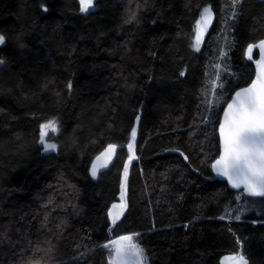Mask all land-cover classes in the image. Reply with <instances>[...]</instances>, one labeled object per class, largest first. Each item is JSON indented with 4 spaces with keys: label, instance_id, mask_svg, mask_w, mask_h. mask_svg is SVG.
Instances as JSON below:
<instances>
[{
    "label": "trees",
    "instance_id": "16d2710c",
    "mask_svg": "<svg viewBox=\"0 0 264 264\" xmlns=\"http://www.w3.org/2000/svg\"><path fill=\"white\" fill-rule=\"evenodd\" d=\"M0 35V264H109L104 245L121 235H139L148 264L227 253L264 264V213L222 218L236 193L211 170L223 109L255 74L244 52L264 39V1L96 0L82 12L79 0H0ZM224 52L227 81L208 114ZM53 119L57 151L45 153L40 125ZM133 128L128 207L113 226ZM109 144L116 161L94 179Z\"/></svg>",
    "mask_w": 264,
    "mask_h": 264
},
{
    "label": "snow or ice",
    "instance_id": "6c2138e0",
    "mask_svg": "<svg viewBox=\"0 0 264 264\" xmlns=\"http://www.w3.org/2000/svg\"><path fill=\"white\" fill-rule=\"evenodd\" d=\"M242 3V0H231L233 8ZM93 5V0H80V9L87 12ZM46 10V9H45ZM236 13H233L235 16ZM135 17H133L134 19ZM212 19L211 9L205 8L201 19L195 25V42L193 48L200 50L204 33ZM5 37L0 35V45H4ZM258 47L261 59L256 62V76L248 87L235 92L234 98L227 107L223 109V121L219 122V158L212 164L215 172L226 177L233 188H241L252 196L264 197V40L258 45H249L247 49L248 59L252 60L253 48ZM223 55V54H222ZM0 63H3L0 60ZM220 66L217 65V68ZM184 75L183 72L180 73ZM216 80L219 87H224L223 81L217 73ZM217 85L214 82L213 88ZM71 89V83L68 85ZM139 120V117H137ZM49 130H57L55 119L49 120L40 125L39 143L45 152L55 151V143L46 142ZM136 129L131 131V142L128 143V162L124 165L123 180L120 185V203L113 204L108 215L113 226L123 216L124 210L128 207L126 201L127 180L129 165L137 159L135 154ZM117 145L109 144L107 148L96 157V162L92 164L91 176L96 178L101 167H107L113 156L116 154ZM185 159H188L185 156ZM103 161V163H100ZM235 219H240L236 216ZM133 235H123L117 240H112L110 244L104 245L111 248L114 253L112 264H146L144 249L134 242ZM50 251V250H49ZM231 264H248L244 255H234L228 258Z\"/></svg>",
    "mask_w": 264,
    "mask_h": 264
},
{
    "label": "rangeland",
    "instance_id": "374dc122",
    "mask_svg": "<svg viewBox=\"0 0 264 264\" xmlns=\"http://www.w3.org/2000/svg\"><path fill=\"white\" fill-rule=\"evenodd\" d=\"M95 1L96 0H93V5L89 10H93L95 8ZM79 3H80V0H79ZM211 23H212V19L208 25V28L210 27ZM222 54L223 55H221L218 58V60L215 63H213V66L211 68L212 72L210 71L209 76H208L209 82H208V86H207L208 89L206 90V95H208L207 97H209V99H208V114H211L213 112V110L215 108V103L217 101V97H218L219 92L221 90V88L219 87V81L216 80L217 73H219L220 79L223 81V84H225V82L227 81L226 77H225V74H228V69H226V55H227V53L224 52ZM217 65H219L220 67L217 68ZM214 82L217 85L215 88H213ZM51 132L52 131L49 130L48 136ZM48 136L46 137V142L54 143V142L48 140ZM56 151H57V149L55 151H51V152H56ZM126 201H127V192H126ZM119 203H120V201L117 204H119ZM251 212L264 213V198L248 197V196H245L242 192H238V193H236L235 200L233 202L227 203L226 206L224 207V210L222 213V218L229 219V220H237V219H235V217L239 216L240 219H238V220H241L242 218H244L245 216H247ZM133 236L135 238L134 242L140 244L139 235H133ZM146 264H148L147 257H146Z\"/></svg>",
    "mask_w": 264,
    "mask_h": 264
},
{
    "label": "water",
    "instance_id": "95a60500",
    "mask_svg": "<svg viewBox=\"0 0 264 264\" xmlns=\"http://www.w3.org/2000/svg\"><path fill=\"white\" fill-rule=\"evenodd\" d=\"M260 1H264V0H260ZM262 40H264V39H262ZM260 41H261V40H260ZM250 44H251V45H258V44H259V41H258V42H254V43H249V44L247 45L246 49H245V52H244V54H245V60H246L247 62L251 63V64L254 66V69H255V74H254V77H253V80H254V79H255V76H256V70H257L256 62L259 61V60L261 59V53H260V50H259L258 47H254V48H253V52H252V60H249V59H248L247 49H248V46H249ZM255 54H257V56H255ZM253 80H252V81H253ZM252 81H251V82H252ZM250 84H251V83H250ZM250 84H249V85H250ZM249 85H247V86H245V87H248ZM245 87L239 88V89H237L236 91H239V90H241V89H243V88H245ZM236 91H235V92H236ZM235 92L233 93V95H232L231 99L228 101V103H231L232 98H234V96H235ZM228 103H227V104H228ZM227 104H226V106H225L224 108L227 107ZM222 121H223V112H222V115H221V118H220V122H222ZM218 136H219V125H218ZM219 144H220V142H219ZM118 151H119V147L117 146L116 154L113 156L111 162L108 163L107 167H101V168H100V170H99L98 173H97L96 178H98L99 175H100L102 172H105L106 170H108V169L114 164V162L116 161L117 155H118ZM220 151H221V149H220ZM44 152H45V151H44ZM48 152H49V151H48ZM48 152H45V153H48ZM103 152H104V150H103L101 153H103ZM101 153H100L98 156H100ZM219 154H220V153H219ZM218 158H219V155H218V157H217L216 159H218ZM216 159H215V160H216ZM215 160L212 162V164L215 162ZM95 162H96V158H95V160H94L93 163H95ZM100 163H103V161H101ZM212 164H211V170H212V174H213L214 179L226 182L227 185H228V188H229L231 191H233V192H235V193L242 192L245 196H248V197H253V198H264V197H260V196H252V195L248 194V193L244 190L243 185H241V188H239V189H237V188H233L232 185L229 183V181L227 180L226 177H223V176H221V175H219V174H217V173L215 172V170L212 168ZM96 178H94V179H96ZM125 210H126V209H125ZM125 210H124V212H125ZM121 236H123V235H121ZM119 237H120V236H117V237L111 239L107 244H110V242H111L112 240H117V239H119ZM107 253H108V263H109V264H112V259H113V255H114V253L112 252V250H111L110 247L107 248ZM234 255H240V254H236V253H227V254H224V255L220 258L219 264H231V261H230L228 258L231 257V256H234ZM244 257H245V256H244ZM245 258H246V257H245ZM246 259L248 260V258H246ZM248 264H250V261H249V260H248Z\"/></svg>",
    "mask_w": 264,
    "mask_h": 264
}]
</instances>
